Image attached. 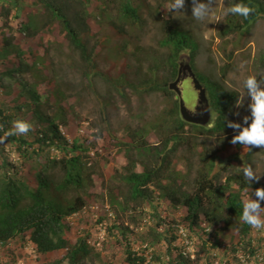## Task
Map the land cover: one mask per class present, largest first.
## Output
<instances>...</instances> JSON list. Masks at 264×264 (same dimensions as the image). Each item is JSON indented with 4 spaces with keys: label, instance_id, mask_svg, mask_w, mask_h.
Instances as JSON below:
<instances>
[{
    "label": "trees",
    "instance_id": "trees-1",
    "mask_svg": "<svg viewBox=\"0 0 264 264\" xmlns=\"http://www.w3.org/2000/svg\"><path fill=\"white\" fill-rule=\"evenodd\" d=\"M22 1L26 0H0V18L9 19L16 11L15 18L19 19L22 14L19 3ZM32 1L44 10L42 28L60 23L71 46L80 51L85 64L83 75L87 79L92 75L108 78L98 69L86 41L88 6L92 0ZM97 1L99 17L106 18L108 11L117 10L119 17L124 19V25L136 27L144 23L143 7H147L152 14L153 9L161 8L168 0H155V8L147 6V0H139V3L134 0ZM238 2L240 0H224L223 13ZM243 3L254 11L248 19L224 15L219 32L225 42L230 37L236 40L249 34L254 25L264 18V0H243ZM158 19L162 32L159 46L166 54L150 58L148 74L142 80L130 82L129 65L120 75L126 79L125 83L113 80L115 85H129L140 94L161 93L170 103L162 118L152 125L160 140L157 146L148 144L143 131L131 128L121 140L113 138L115 144L125 151L148 157L153 162L151 167L137 172V165L132 160L129 175L122 178L128 187L123 206L129 208L131 205L148 204L156 223V228L150 232L153 239L138 250L132 241L130 228L119 230L117 242L125 251V264H216L218 258L214 253L220 247V241L217 234L210 233L209 228L237 230L240 241L233 246L234 252L244 253L248 260L254 259L256 264H264V246L256 245L252 238L253 229L242 220L243 193H250L252 187L255 190L263 188L260 184L250 185L243 176V169L248 165L243 167L242 164L249 163L253 148L242 155L240 150L244 146L235 144L233 157L223 162L220 150L199 142V137L223 139L222 144L232 141L229 136L232 128L228 127V123L232 122L239 94L197 69L200 44L193 32L173 19L161 16ZM124 25H118L115 20L109 22L110 28L126 39L128 32ZM20 27V31L31 39L36 36V28L30 24L25 22ZM126 47L127 43L121 51L125 52ZM136 50L138 54L142 49L137 47ZM182 55L191 58L197 77L207 90L214 114V123L210 127L185 122L180 114V102L169 89L171 82L178 77ZM224 55L227 62L221 69L223 76L233 65V55L227 52ZM41 56L45 57L33 48L28 51L23 49L8 33L3 31L0 34V89L15 95L12 107L0 105V136L11 130L13 121L24 120L22 114L31 112L35 117L24 120L33 126L27 135H13L0 143V245L21 241L24 248L30 242L40 255L63 251L58 259L43 264H94L101 257L96 246L91 244L92 236L86 233L75 243L70 242L67 220L85 209L87 194L95 184V177L101 175V170L93 161L91 147L86 141L75 139L69 142L64 137L65 109L60 106L65 99L63 91L58 87L46 95L34 88L45 81L46 69ZM261 58L264 64V52ZM27 76L34 79L33 84L27 81ZM47 107L58 109L48 114ZM103 120L107 125L106 117ZM182 147H186L189 153L185 174L172 170L173 158ZM194 159L197 161L196 169ZM194 169L196 176L191 181ZM234 187L238 190L235 191ZM159 192L161 195L157 196ZM161 198L169 200L175 208L187 209L183 226L159 213ZM181 227L184 228V235L181 234ZM116 229V226L107 227L113 235ZM184 236L191 242L190 245L182 244ZM161 243L165 246L164 254L153 250ZM191 247L200 250L193 253Z\"/></svg>",
    "mask_w": 264,
    "mask_h": 264
},
{
    "label": "rangeland",
    "instance_id": "rangeland-1",
    "mask_svg": "<svg viewBox=\"0 0 264 264\" xmlns=\"http://www.w3.org/2000/svg\"><path fill=\"white\" fill-rule=\"evenodd\" d=\"M134 1L139 3V0ZM172 2L173 0L166 1L161 8L153 9L152 14L149 13L147 7H143L141 10L144 23L136 27L124 25V19L119 17L117 10L108 11L106 18L99 17V2L92 0L89 3L87 21L89 31L86 35L88 49L98 69L106 73L108 78L102 75H92L90 79H87L83 75L85 64L80 51L71 46L60 23L42 28L44 10L34 5L32 0L19 3L22 8L19 19L15 18L16 11L12 12L9 19L0 18V34L4 31L13 37L15 43L23 49L28 51L29 48H33L39 51L40 55H45V57L41 56L46 69L45 81L34 88L46 95H50L58 87L63 91L65 99L60 106L65 109V122L62 126L64 137L69 142L75 139L86 141L91 147L93 161L99 165L101 170V175L95 177V184L87 194L85 209L67 220L70 226L67 234L70 242L75 243L77 238L86 233L92 236L91 244L96 246L101 257L94 264H125V251L117 242L120 229L130 228L132 241L138 250L146 247V244L153 239L150 232L156 228L148 204L131 205L129 208L123 206L124 198L128 196V187L122 178L129 175L132 160L137 165V172L151 167L153 162L148 157L144 158L137 153L125 151L115 144L113 138L121 140L131 128L143 131L151 147L160 144L159 136L152 125L159 121L164 111L169 108L168 100L161 93L140 94L129 85H115V82L120 84L126 82V79L120 76L126 65H129L130 82L142 80L148 74L150 58L163 57L166 54V51L159 46L162 38L159 16L163 19H173L181 27L193 32L200 44L196 60L197 69L239 94L241 104H236L232 122L247 126L244 125V118L251 116L249 107L251 98L246 96V79L249 76L264 79V64L261 58L264 52V18L254 25L249 34L242 38L237 37L236 40L230 37L225 42L219 32L220 24L224 20V0H215L210 17L205 21H198L192 16L193 0H186L182 12L175 13L171 11ZM202 2H207V0H202ZM146 3L150 8L157 7L155 0H147ZM217 17L220 18L219 22H216ZM110 20H115L118 25H124V29L128 32L126 39L119 37V34L110 28ZM25 22L36 28L37 33L33 39L20 31L21 24ZM233 40L236 41L235 44L232 43ZM126 43V51L122 52L121 47ZM137 47L142 49L138 54ZM225 52L233 55V65L229 73L223 76L221 69L227 62ZM26 78L30 84H33L32 77L27 76ZM183 78L184 81L180 88L187 109L194 115H202L204 107L198 100V92L194 89L192 80L185 74ZM12 86L15 87V84ZM14 101L13 93L7 94L0 89V105L5 104L12 107ZM57 109V107H47L46 112L53 114ZM31 114V112H26L21 115V118L34 119L35 117ZM104 117L108 122L107 125L103 120ZM250 123L251 120H249ZM237 133L238 131L232 128L229 136L233 138ZM199 138L200 143L220 150L223 162L233 157L235 145L230 141L222 144L223 139ZM240 151L242 155H246L249 148L243 147ZM188 155L186 147L180 148L173 158L172 170L187 173ZM196 163L194 159L195 169L197 168ZM246 165H252L258 170V174L264 175V148L253 147L249 163L242 164L243 167ZM195 169L191 174V181L196 176ZM253 184H260L264 188V176L258 183L253 182ZM234 190L237 191V187H234ZM249 192L248 194L243 193L244 202L256 199L255 188L252 187ZM158 195L161 193L159 192ZM158 211L163 217L167 216L170 221L184 225L187 215L185 207L175 208L169 200L161 198ZM261 215L264 217V213ZM115 226L117 229L113 235L107 227ZM181 228V234H183L184 228ZM209 231L213 235L217 234L220 241V247L214 253L218 258L216 264H256L254 259L248 260L244 253L234 252L233 246L240 241L237 230L209 228ZM252 238L256 245L264 246V231L253 229ZM209 240L212 244L211 238ZM186 243L187 240L184 237L182 244ZM153 250L164 254L165 246L161 243ZM199 250L200 248L196 247L190 248L193 253ZM62 254L63 251H58L40 255L30 242H27L26 247L23 248L21 241H13L7 245H0V264H43L58 259Z\"/></svg>",
    "mask_w": 264,
    "mask_h": 264
},
{
    "label": "clouds",
    "instance_id": "clouds-1",
    "mask_svg": "<svg viewBox=\"0 0 264 264\" xmlns=\"http://www.w3.org/2000/svg\"><path fill=\"white\" fill-rule=\"evenodd\" d=\"M213 3H215V0H207V2H202V0H193L192 16L195 17V19L198 21L207 20L210 17ZM185 5H186V0H173V2L171 3V11L173 13L182 12V10L185 8ZM253 11H254L253 8L243 3V0H240V2L234 3L230 7H228L225 10L224 15H233V16L243 17L244 19H248L252 15ZM219 21L220 18L217 17L216 22ZM182 56H187V55H182ZM183 74H182V80L179 84L180 91H182L180 85L184 81ZM185 75H187L188 78L192 80V78L189 77L187 73ZM245 88L247 90L246 96L251 98V104L249 106L251 110V116L244 118V125L247 126H242L240 123H236V122L228 123V127L237 130L239 133L238 135H235L233 137L231 143L234 145L240 144L243 145L244 147L251 149L253 147L264 148V79H258L256 76H249L245 81ZM174 93L176 94V92ZM175 98L179 100L177 98V94ZM198 100H199V92H198ZM237 103L238 105L241 104L240 101H238ZM189 112L193 116H198V115H194L190 110ZM249 120H251L250 124H249ZM213 123H214V114H213V122L210 124V126ZM32 127L33 126L31 123L24 120L13 121L11 130L4 132V134L0 136V143H3L8 137L13 135H27L32 130ZM243 176L245 180L250 185H252L253 182L258 183L261 180L262 176L264 175L258 174L257 169H255L252 165H248L243 169ZM254 195L256 199H249L243 204L242 220L252 229L258 231H264V217H262L261 215L262 213H264V207H262V204H264V188L256 189Z\"/></svg>",
    "mask_w": 264,
    "mask_h": 264
},
{
    "label": "water",
    "instance_id": "water-1",
    "mask_svg": "<svg viewBox=\"0 0 264 264\" xmlns=\"http://www.w3.org/2000/svg\"><path fill=\"white\" fill-rule=\"evenodd\" d=\"M188 74L192 78L194 88L199 92V101L204 106V112L202 115L193 116L187 109L184 100L182 98L181 91L179 89V84L182 80V74ZM170 90L176 92L177 98L180 100V114L182 119L190 124L208 127L213 122V111L211 108L210 100L208 98L207 90L202 82L197 78L194 72L191 60L187 56H181L179 60V75L178 78L170 84Z\"/></svg>",
    "mask_w": 264,
    "mask_h": 264
},
{
    "label": "built area",
    "instance_id": "built-area-1",
    "mask_svg": "<svg viewBox=\"0 0 264 264\" xmlns=\"http://www.w3.org/2000/svg\"><path fill=\"white\" fill-rule=\"evenodd\" d=\"M185 233L183 232V235H184ZM185 237V236H184ZM186 245H190V242L187 240V243H186Z\"/></svg>",
    "mask_w": 264,
    "mask_h": 264
}]
</instances>
